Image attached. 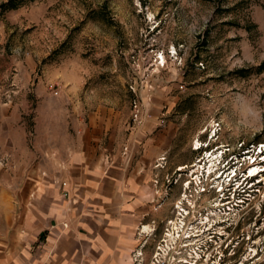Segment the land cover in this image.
<instances>
[{
    "label": "rangeland",
    "instance_id": "374dc122",
    "mask_svg": "<svg viewBox=\"0 0 264 264\" xmlns=\"http://www.w3.org/2000/svg\"><path fill=\"white\" fill-rule=\"evenodd\" d=\"M40 85L76 116L113 108L126 126L140 121L146 100H160L175 133L171 162L190 155L187 143L203 127L191 139L201 167H169L146 255L171 220L177 264H264V0H34L3 12L0 105L16 106L27 149L0 150L9 167L37 155ZM229 155L244 157L238 168L248 189L256 185L248 203L225 201L209 185L217 161Z\"/></svg>",
    "mask_w": 264,
    "mask_h": 264
},
{
    "label": "crops",
    "instance_id": "0c3cea01",
    "mask_svg": "<svg viewBox=\"0 0 264 264\" xmlns=\"http://www.w3.org/2000/svg\"><path fill=\"white\" fill-rule=\"evenodd\" d=\"M40 87L37 155L0 162V264H129L165 205L169 167L192 163L203 127L190 155L171 162L175 133L160 100H146L140 121L126 126L113 108L76 116ZM10 109L0 105V150L16 154L26 131Z\"/></svg>",
    "mask_w": 264,
    "mask_h": 264
},
{
    "label": "built area",
    "instance_id": "2783aa9c",
    "mask_svg": "<svg viewBox=\"0 0 264 264\" xmlns=\"http://www.w3.org/2000/svg\"><path fill=\"white\" fill-rule=\"evenodd\" d=\"M57 83L54 85H50L51 87L56 86ZM139 115V107L137 103L133 104V117L136 120ZM218 122H215V125H213L212 130L214 133L217 130V127H219ZM204 131V130H203ZM202 131V132H203ZM201 132V133H202ZM197 140H193L192 142V148L193 150H197L200 148L199 146H196ZM244 150V149H243ZM249 149L245 148V151ZM262 153V151H260ZM243 156V155H241ZM247 158L254 157L253 159L255 160V156L250 154L248 152L245 155ZM261 156H264L262 154ZM264 160V157H262ZM198 161V162H197ZM196 163L193 161L190 166H198L201 167L199 164L200 160H197ZM209 162V161H208ZM246 160L243 158H237L235 155H229L228 157H225L223 159V156L220 158V160L217 161L218 165H220V168L216 169V172H214V177L211 178V183L209 184L211 188H214L216 193H218L219 197L224 198L225 201L228 202H234L241 204L248 203L250 202V196L249 195V190L253 188L256 185H252L250 189H248L250 186V178H248L245 175L244 171H241L238 166H242ZM204 164V163H203ZM189 165H184L181 167H178V169H185ZM203 172H199V174H193L191 177V180L195 183L197 180L198 183H200V179L207 174V167L201 169ZM204 174V175H203ZM219 181V182H218ZM190 181L186 180L184 184V188L187 186ZM214 182V183H213ZM159 182L155 180V184L158 185ZM164 187L166 186V183H169V176H167L164 180ZM161 186V184H160ZM168 186V185H167ZM258 186V185H257ZM197 187L200 188V192L204 191L205 188L203 186L197 185ZM258 188V187H255ZM158 189L156 190V193H158ZM246 195V196H245ZM157 207H160V204L158 203ZM169 224H171V220H167L165 223V226L163 228L162 234L159 237L153 251L150 253V255H146V252L144 250V245L146 241L140 242L132 251L131 253V260L129 264H177L178 262V256L179 252L177 247L175 246V243L172 246V249L170 251V247L168 246V241L171 239L172 232H169ZM153 230V229H152ZM151 230V231H152ZM185 245V242L182 243V245ZM186 246V245H185ZM212 246V244H211ZM205 247V248H203ZM208 247V246H207ZM206 246H200V252L204 251L202 254L207 253L206 250L208 251ZM210 247V246H209ZM214 248V247H213ZM216 248V247H215ZM170 251V252H169ZM169 252V254H168ZM181 262V261H179Z\"/></svg>",
    "mask_w": 264,
    "mask_h": 264
},
{
    "label": "trees",
    "instance_id": "16d2710c",
    "mask_svg": "<svg viewBox=\"0 0 264 264\" xmlns=\"http://www.w3.org/2000/svg\"><path fill=\"white\" fill-rule=\"evenodd\" d=\"M34 0H6L5 2L0 3V14L7 10L17 9L26 2Z\"/></svg>",
    "mask_w": 264,
    "mask_h": 264
},
{
    "label": "flooded vegetation",
    "instance_id": "af4514ba",
    "mask_svg": "<svg viewBox=\"0 0 264 264\" xmlns=\"http://www.w3.org/2000/svg\"><path fill=\"white\" fill-rule=\"evenodd\" d=\"M250 220H251V218L249 217V220H248L247 224H249V223H250ZM247 224H246V225H247Z\"/></svg>",
    "mask_w": 264,
    "mask_h": 264
},
{
    "label": "bare ground",
    "instance_id": "6f19581e",
    "mask_svg": "<svg viewBox=\"0 0 264 264\" xmlns=\"http://www.w3.org/2000/svg\"><path fill=\"white\" fill-rule=\"evenodd\" d=\"M163 59V57H161ZM252 170V169H251Z\"/></svg>",
    "mask_w": 264,
    "mask_h": 264
}]
</instances>
